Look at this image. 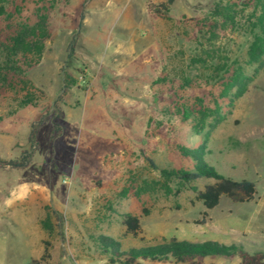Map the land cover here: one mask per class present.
<instances>
[{
  "label": "rangeland",
  "instance_id": "rangeland-1",
  "mask_svg": "<svg viewBox=\"0 0 264 264\" xmlns=\"http://www.w3.org/2000/svg\"><path fill=\"white\" fill-rule=\"evenodd\" d=\"M168 1L164 16L149 7ZM216 1L23 0L10 22L32 23L35 8L51 7L50 37L39 58L27 57L31 67H22L27 84L0 87V158L29 152L24 169L0 167L7 264L38 260L45 242L48 264H109L92 239L98 234L124 248L170 238L227 245L243 238L244 250L264 252V70L210 132L193 134L192 121L174 113L175 105L211 89L188 64ZM218 44L243 56L247 38L227 35ZM188 75L191 88H179ZM27 98L31 103L21 105ZM199 144L219 174L255 184L252 200L223 196L207 210L196 196L213 180L177 191L174 179L161 177V170L190 167L180 150ZM203 213L205 223L197 224ZM127 214L139 218L136 238L125 232Z\"/></svg>",
  "mask_w": 264,
  "mask_h": 264
},
{
  "label": "trees",
  "instance_id": "trees-1",
  "mask_svg": "<svg viewBox=\"0 0 264 264\" xmlns=\"http://www.w3.org/2000/svg\"><path fill=\"white\" fill-rule=\"evenodd\" d=\"M23 0H0V20L6 25L0 28V87L14 88L18 83L26 85L25 70L31 67L29 55L39 58L45 41L50 37L48 15L51 7L35 8L34 21L18 19L10 22L14 13L19 14ZM170 1L151 5L155 15L164 16L169 11ZM19 18V17H18ZM199 48L189 58L188 67L196 70L197 77L210 90L203 97L194 96L193 103L175 105L174 113L183 121H192L193 134L199 135L212 131L230 114L234 103L248 90L249 85L264 70V0H217L208 15L201 21ZM78 31L75 34L77 37ZM241 35L247 38V47L243 54L235 55L231 50L220 46L218 42L226 36ZM74 52V41L68 43L66 59ZM18 79V81H17ZM179 88L190 89V76L180 79ZM63 79V88H65ZM217 88L216 92L214 89ZM207 100V101H206ZM187 101V100H186ZM31 98L21 102L29 105ZM224 109V111H223ZM39 120L36 125H39ZM34 134V125L30 136ZM247 146V144H244ZM181 156L190 163V167L175 170H161V177L174 179L181 191L185 186L199 179L213 180L196 199L207 210L216 207L221 197H228L243 203L253 199L255 184L248 180L235 181L219 174L206 161L205 145L193 148H181ZM29 161V152L24 151L17 160H2L0 167L24 169ZM207 214L203 213L197 224L205 223ZM125 232L133 238L138 237L141 228L139 218L127 214L124 219ZM94 243L107 256L109 264H204L206 258H237L239 264H264V252L249 253L243 243L222 244L215 241L190 242L170 238L153 245L141 247H123L122 243L107 235L92 237ZM49 244L45 242L42 255L28 264H48Z\"/></svg>",
  "mask_w": 264,
  "mask_h": 264
},
{
  "label": "crops",
  "instance_id": "crops-1",
  "mask_svg": "<svg viewBox=\"0 0 264 264\" xmlns=\"http://www.w3.org/2000/svg\"><path fill=\"white\" fill-rule=\"evenodd\" d=\"M243 235V234H242ZM243 243V238L239 239L237 241V243ZM7 252H8V248H7V240L4 234L0 233V264H7ZM210 259V258H209ZM215 259V258H214ZM237 258H233V259H227V260H235ZM238 261V259H237ZM239 264V261H238Z\"/></svg>",
  "mask_w": 264,
  "mask_h": 264
}]
</instances>
